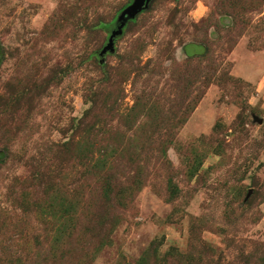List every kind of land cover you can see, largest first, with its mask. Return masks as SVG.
<instances>
[{
	"label": "rangeland",
	"instance_id": "1",
	"mask_svg": "<svg viewBox=\"0 0 264 264\" xmlns=\"http://www.w3.org/2000/svg\"><path fill=\"white\" fill-rule=\"evenodd\" d=\"M0 0V264H264V0Z\"/></svg>",
	"mask_w": 264,
	"mask_h": 264
},
{
	"label": "water",
	"instance_id": "2",
	"mask_svg": "<svg viewBox=\"0 0 264 264\" xmlns=\"http://www.w3.org/2000/svg\"><path fill=\"white\" fill-rule=\"evenodd\" d=\"M151 1L152 0H132V3L119 13L115 23L113 24V26L109 31V38L106 42V45L101 51L97 53L100 59L99 60L100 64L103 63L104 56L107 53L114 52L115 40L118 37L122 36L123 29L126 26V24L130 20H133L137 15L145 11L149 7Z\"/></svg>",
	"mask_w": 264,
	"mask_h": 264
}]
</instances>
